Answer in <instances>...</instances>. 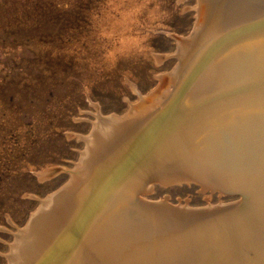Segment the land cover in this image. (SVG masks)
I'll return each mask as SVG.
<instances>
[{
    "label": "rangeland",
    "instance_id": "1",
    "mask_svg": "<svg viewBox=\"0 0 264 264\" xmlns=\"http://www.w3.org/2000/svg\"><path fill=\"white\" fill-rule=\"evenodd\" d=\"M200 2L0 0V264H11L9 255L17 234L29 224L33 213L41 208L42 200L72 180V172L76 170L88 147L80 136L90 134L98 112L104 116H125L133 105L144 109L152 104L151 100L140 105V97L154 94L156 98L165 101L170 99L162 113L158 110L155 114L158 118L152 117L156 118L153 128L157 131L161 123L170 119L171 113L185 99L192 85L227 49L239 45L251 35H262L261 43L246 45L245 53L253 65L252 70L264 64V0H255L256 3L252 4L258 6H252L251 13L248 12L252 17L246 14L250 20L246 18L239 27L219 36L194 64L183 83H173L170 74L181 64L180 44L190 41L199 30ZM222 46L228 47L224 49ZM220 47L223 49L205 68ZM251 74L252 77L243 79L241 85H234L228 90L219 88L214 90L215 94L195 105L185 104V111L196 108L191 118L200 110L211 111L214 108L216 113H213V118L219 123L216 124L210 118L212 124L215 123L216 128L228 127L232 119H225L219 114L222 104L264 90V71ZM167 92L172 96L166 98ZM262 113H254L247 121L248 125L257 128L263 124L264 127ZM239 114H244L242 109ZM242 120L241 115L239 121ZM235 122H232L233 126ZM260 136L264 137V132ZM261 137L253 134L248 140L257 142L252 147L253 155L260 153L254 152L256 146H264V140L260 143L258 141ZM246 143L242 142L240 152L233 149L239 154L238 161L243 159ZM253 157L252 169L261 171L262 168L264 171V155L261 158L257 155ZM132 162L129 161L125 166L129 168ZM120 172L115 170L110 177H104L103 182L108 177L109 180L103 185V196L98 195L93 207L98 205L100 196L104 198V194L118 181L122 175ZM263 173L249 176L251 189L248 192H251L253 203L259 200L261 194L264 195ZM175 182L165 184L152 181L153 187L148 191H139L138 195L142 200L156 204L161 211L165 208L163 212L169 211L170 217L186 221L196 216L195 219L216 215L223 208L244 201L243 193L237 190L202 185L194 180ZM172 209L176 212L180 210L175 214ZM259 224L260 234L244 236L241 242L226 241L225 236L215 238L217 240L212 238V242L206 239V230L200 233L197 228L191 237L188 234L190 232L182 231L185 226H189L185 225L181 226L179 232L170 235V238H163L164 243L157 241L161 244L159 246H156V241L150 245H143V241L132 242L131 256H124L127 252L122 250V245L112 241L115 247H119L117 249L123 258L105 261L103 264H226L220 263L217 258L232 248L238 254H245L246 260H252L255 264L257 257L260 258L262 264L264 249L257 246L261 245V241L264 242V220L259 221ZM71 228L59 229L60 234L54 236L52 234L57 229L51 230L53 232L41 231L44 240L39 242H47L49 251L46 254L44 251L35 264H49L47 260L57 249L65 254L55 264H65L75 252L72 249L81 242L79 238L69 245L70 241H65L71 238ZM216 228L208 226L204 229L209 232ZM257 241L260 243L256 246ZM259 253L260 256H257Z\"/></svg>",
    "mask_w": 264,
    "mask_h": 264
},
{
    "label": "bare ground",
    "instance_id": "2",
    "mask_svg": "<svg viewBox=\"0 0 264 264\" xmlns=\"http://www.w3.org/2000/svg\"><path fill=\"white\" fill-rule=\"evenodd\" d=\"M252 2H255V0H201L200 7H198L200 13L199 30L190 41L180 44L181 64L170 74L173 83L181 85L209 45L225 32L239 27L246 18H250L246 14L249 16L248 12H250L251 7L258 6L257 4L253 5ZM255 33L257 34V32ZM257 35H251L252 38L249 36L251 39L247 37L239 45L227 49L211 64L224 48L223 46V48L220 47L205 66L206 68L211 64L210 68L203 70L202 76L192 85L185 99L179 102L173 113H171L170 119L168 121L163 120L164 122L162 121L163 123L160 124L161 128H157V131L153 128V123L158 118L155 114L159 111L162 113L170 99L165 101L162 98H156L154 94L148 97H140V105L151 100L152 104L144 109H140L139 105H133L125 116H118L117 114L104 116L101 112H98L96 121H93V129L90 134L80 136L81 139L85 140L88 147L82 154V159L76 170L72 172V180L62 189L43 199L41 208L33 213L29 224L19 231L17 240L9 255L11 264H35L44 251L45 254L48 253L47 242H39L44 240L41 237V231L44 230L55 231L57 229L56 233L52 234L54 236L60 234L59 229L72 227L69 231L72 234L71 238L65 241H70L68 245L77 241L78 238V241H81L78 246L72 249L75 252L65 264H103L109 260L117 261L122 255L117 249L119 247H115L112 241L119 242L120 246L122 245V250H125V253L127 252L124 256H131L133 250L131 243H134V241H143V245H150V243L156 241V246L161 245L157 241L170 238V235L179 232L181 226L193 224V220L186 221L172 218L170 217L171 214L169 216V211L168 213L163 212L165 208L161 211L162 209L157 208L156 204L142 200L138 195L139 191L150 190L153 187L152 181L172 184V182H179L180 180H196L203 183L202 185L250 191L251 179L249 176L264 172L262 168H260L261 172L252 169L251 166L253 156L257 155L261 158L264 155L262 150L264 146H256L254 152L259 151L260 153L257 152L253 155L252 147L257 142L248 140L252 138L253 134L261 137L264 127L262 124L257 128H253L248 125L247 121L256 112L261 113L263 111L264 116V90H262L263 92L259 90L261 93L257 92L255 95L223 102L219 114H222L225 119H232L230 122L224 120L227 121L226 123L229 122L228 127L225 128H216V121L213 118V113H216L214 108H211V111H206L207 109L200 110L196 116L190 118L191 114L194 111L196 112V108L191 110L192 112H187L184 107L185 104L195 105L196 102L205 97L215 94L213 93L214 90L219 88L228 90L234 85H241L243 79L252 77L251 73L253 72L256 74L260 70L264 71V64L255 66L252 70L253 65L248 61L249 58L245 53L247 44L261 43L259 41L263 37H260L262 36L260 35L258 36L259 39ZM241 44L244 45L239 50ZM243 56H246V58L242 59ZM165 95L166 98L172 96L169 92ZM240 109L244 114H239ZM183 112H185L184 115ZM241 115L243 120L240 122L239 117ZM210 118H213L214 124H212ZM232 122H235L238 126L235 124L233 126ZM247 136L249 137L247 138ZM261 138L258 140L259 143L264 140V137ZM242 142L243 144L248 143L245 144L243 159L238 161L239 154H236L233 149L239 151L240 147L241 150ZM129 161L133 162L128 168L125 165ZM115 170L121 171L122 175L119 174L121 176L118 181L104 194V198H101L103 196V185L106 184L111 173ZM106 176L109 177L103 182ZM259 193L261 194V192ZM99 194H101L98 199L99 203L93 207ZM255 203L253 206L251 199V201H248V206L239 207L240 203L239 206L237 204L230 214L227 212L215 220L216 224L209 222L210 225H203L205 222L202 223L201 220L197 219L195 221L196 228L200 230V233L206 230L207 233L204 232L206 233V239L211 241L212 238L225 236L226 241L241 242L244 236H257L261 230L259 221L264 220V195L261 194L259 200H256ZM209 209L211 211V208ZM173 211H175V214L179 213L176 210ZM75 224L78 228L74 227ZM208 226L217 228L208 232L207 229H204ZM155 229H158V231ZM162 242L164 243V241ZM261 242V245L257 246V243H260L259 241L255 245L264 249V242ZM232 249L228 253H224L222 257L217 258L220 263L255 264L252 260H246L245 254H238ZM60 251L61 249H57L50 256L47 260L50 262L49 264L60 261V258L65 254L64 251ZM202 253L205 254V252ZM260 253L257 256H260ZM259 259L257 257L256 264H261L262 261ZM211 260L213 259L211 258ZM245 261L247 262L245 263ZM190 262L192 263V261Z\"/></svg>",
    "mask_w": 264,
    "mask_h": 264
},
{
    "label": "water",
    "instance_id": "3",
    "mask_svg": "<svg viewBox=\"0 0 264 264\" xmlns=\"http://www.w3.org/2000/svg\"><path fill=\"white\" fill-rule=\"evenodd\" d=\"M196 181V180H195ZM230 189H232V190H237V191H240L241 193H243V195H244V201H243V203H241L240 204V206L239 207H244V206H248V201H250L251 199H253V198H250L251 197V192H247V191H245V189H237V188H230ZM255 204V202L253 203V205ZM236 205H234V206H232V207H225V208H223L222 209V211L221 212H219L218 214H216V215H212V216H209V217H204V218H197L198 220H201L200 222H202V223H204L203 225H210V223L209 222H214L215 224H216V222H215V220H217V219H219L221 216H223L225 213H227L228 212V214H230V212H232V210H234V207H235ZM255 218V217H254ZM197 219H192L193 220V223H195V221L197 220ZM252 219V218H251ZM254 220V219H253ZM213 224V223H212ZM199 225V224H198ZM202 225V224H201ZM196 227H197V224L195 223V224H191V225H189L188 227H185L184 228V230H182V231H184V232H190V233H188L189 234V236H191V237H193L195 234H193L192 232H194V229L196 230Z\"/></svg>",
    "mask_w": 264,
    "mask_h": 264
}]
</instances>
